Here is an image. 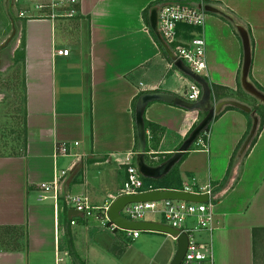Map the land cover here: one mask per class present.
<instances>
[{
  "label": "crops",
  "instance_id": "0c3cea01",
  "mask_svg": "<svg viewBox=\"0 0 264 264\" xmlns=\"http://www.w3.org/2000/svg\"><path fill=\"white\" fill-rule=\"evenodd\" d=\"M163 1L172 0H81V16L62 20L60 39L58 21L25 22L24 128L15 152L0 154V264H170L177 243L168 234L141 232L129 240L40 200V186L65 170L64 194H86L95 207L112 203L127 177L118 161L137 151L136 99L145 92L186 96L194 81L172 65L151 32V11ZM201 3L224 15L206 12L203 29L179 25L178 42L205 37L204 77L214 102L243 103L256 111L259 124L243 151L254 118L227 107L210 126L208 151L195 144L172 169L177 178L168 186L181 188L195 178L215 188V229L198 233L201 242L212 243L213 264H264V105L241 86L244 50L235 27L249 32V78L264 93V0L190 4ZM62 49L69 55H59ZM202 114L150 103L147 159L159 163L176 152ZM61 144L69 146L68 155L56 156ZM218 161L226 162L223 169Z\"/></svg>",
  "mask_w": 264,
  "mask_h": 264
},
{
  "label": "built area",
  "instance_id": "2783aa9c",
  "mask_svg": "<svg viewBox=\"0 0 264 264\" xmlns=\"http://www.w3.org/2000/svg\"><path fill=\"white\" fill-rule=\"evenodd\" d=\"M15 5L21 6L16 12L18 19H40L51 22L62 20H74L81 16V0H13ZM202 4V3H201ZM204 5V4H202ZM207 13L203 8L190 3L174 0L160 5L158 10L157 28L160 36L168 44L173 46V53L177 59L189 67L194 73L205 76L208 69L207 42L204 36H198L185 43L178 42V26L181 24L203 29L206 23ZM69 49L58 51L61 56H68ZM174 65V62H172ZM202 97V87L193 82L184 97L185 100L196 103ZM210 133L205 132L196 145H200L204 151L209 149ZM70 152L67 144L58 145L56 156H66ZM136 152L124 155L120 164L125 167L126 180L120 190L119 196L136 195L150 190H143L142 176L135 163ZM67 171H58L57 177L52 183H43L40 186L42 194L40 200L51 199L59 211L68 212L73 209L85 218L93 219L97 225L112 233L122 231L129 240L139 237L140 231L124 230L112 223L108 216L110 204L95 207L86 194H64L63 183ZM152 190V189H151ZM181 192L208 195V202L194 203L181 200H162L156 202L132 203L127 205L122 216L132 221H151L147 214H160L165 223L186 232L189 236V246L182 264H213L212 243L199 242L195 234L207 232L212 234L215 229V204L218 195L212 185H198L195 178L184 183ZM71 225L75 221L71 220ZM173 237V236H172ZM175 238V237H174ZM176 239V238H175Z\"/></svg>",
  "mask_w": 264,
  "mask_h": 264
},
{
  "label": "water",
  "instance_id": "95a60500",
  "mask_svg": "<svg viewBox=\"0 0 264 264\" xmlns=\"http://www.w3.org/2000/svg\"><path fill=\"white\" fill-rule=\"evenodd\" d=\"M206 12L213 14L224 15L219 9L211 5H199ZM231 22L233 19L227 17ZM158 7L152 9L150 14L151 28L158 33ZM236 30L239 34L244 50L243 64L241 69V86L243 90L252 95L257 101L264 105V93L261 92L249 78L251 65H252V47L251 39L248 30L241 24H236ZM160 37L161 43L164 45L170 59L174 62L176 68H178L185 75L190 77L194 82L202 87V97L196 102L192 103L185 100L183 97L166 93V92H145L141 94L136 101L134 108V118L137 136V151L135 157V163L140 175L150 180H162L165 178L172 169L180 163L183 157L189 153L198 139L207 131L212 125L214 119L219 116L227 107L238 108L248 114H251L254 118V125L250 133V137L246 141L243 151L246 150L250 144L252 138L255 136L259 118L256 115V111L251 107L234 100L221 101L215 103L213 99V93L211 86L207 79L201 75L194 73L189 67H187L183 61L177 59L174 53L168 49L163 38ZM165 102L184 108L189 111H200L205 113V116L196 124V126L189 133L188 137L181 144L179 149L174 152L167 160L159 163H155L147 159V140L148 135L145 126V112L148 105L152 102ZM162 200H181L194 203H206L208 202V195H196L181 192L177 189H162V190H150L136 195H122L117 197L110 205L108 216L112 223L124 230L140 231V232H157L164 233L176 238L177 250L171 260L170 264H182L184 257L187 253L189 246V236L186 232H181L179 229L172 227L169 224L156 221H132L122 216L123 209L132 203H145L156 202ZM68 218L79 214L78 211L70 209L67 212Z\"/></svg>",
  "mask_w": 264,
  "mask_h": 264
},
{
  "label": "rangeland",
  "instance_id": "374dc122",
  "mask_svg": "<svg viewBox=\"0 0 264 264\" xmlns=\"http://www.w3.org/2000/svg\"><path fill=\"white\" fill-rule=\"evenodd\" d=\"M20 9L13 0H0V154L15 152L13 145L17 138L21 139L24 128L23 68L21 62H15V52L22 48L24 34L23 23L16 20V12ZM61 24L62 21L56 23L59 39ZM225 163L218 161L216 168L223 169ZM172 171L163 179H168ZM147 219L165 222L160 214L149 213ZM195 238L199 242L204 240L199 234H195Z\"/></svg>",
  "mask_w": 264,
  "mask_h": 264
},
{
  "label": "trees",
  "instance_id": "16d2710c",
  "mask_svg": "<svg viewBox=\"0 0 264 264\" xmlns=\"http://www.w3.org/2000/svg\"><path fill=\"white\" fill-rule=\"evenodd\" d=\"M172 1H174V0H172ZM178 1L186 2V3H196V2H197V0H178ZM163 2H168V1H163ZM152 7H153V6H152ZM150 9H151V8L147 9L146 12H145V14H146V20H147L148 23H149V17H148V14H149ZM16 20H17V22H18V21H21V22L23 23V30H24V24H25V22H26L27 20H25V19L21 20V19H18L17 17H16ZM151 32H152L154 38L156 39V41L159 43L160 47H161L162 49H164V45L161 43V41H160V37H159L158 33H157L156 31H154L152 28H151ZM24 48H25V30H24V34H23V37H22V48L16 50V52H15V53H16V58H15V62H16V63H19V62H21V61L23 62V59H24V58H23V57H24ZM19 54H22V55H21V58H20ZM254 84H255V83H254ZM138 98H139V97H138ZM138 98L136 99V101L138 100ZM136 101H135V103H134V108H135ZM228 108H233V107H228ZM204 116H205V113L202 114L201 119H202ZM218 117H219V116H217L216 118H218ZM144 120H145V126H146V131H147V130H148V122H147L145 116H144ZM195 126H196V125H195ZM195 126H194V127H195ZM209 129H210V128L207 129V132L209 131ZM202 136H204V134H203ZM191 150H193V148H192ZM187 154H188V153H187ZM169 157H171V155H167V157H166L165 159H163L161 162L167 160ZM173 174H174V172H173L172 174H170V176H169L168 179H162V180H158V181L150 180V179H146V178L142 177V181H143V190H151V189H152V190L174 189L173 187L168 186V181H169V180H172L173 178H177V177H175ZM169 185H171V184H169ZM173 186H174V185H173ZM178 186H179V185H177L176 187H178ZM177 189H181V188H177ZM65 213H67V212H65Z\"/></svg>",
  "mask_w": 264,
  "mask_h": 264
}]
</instances>
